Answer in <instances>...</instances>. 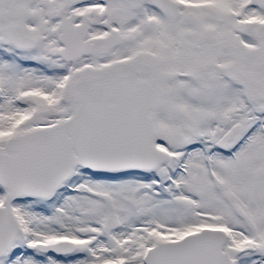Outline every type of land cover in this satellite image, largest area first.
<instances>
[{"label": "snow or ice", "instance_id": "1", "mask_svg": "<svg viewBox=\"0 0 264 264\" xmlns=\"http://www.w3.org/2000/svg\"><path fill=\"white\" fill-rule=\"evenodd\" d=\"M0 264H264V0H0Z\"/></svg>", "mask_w": 264, "mask_h": 264}]
</instances>
